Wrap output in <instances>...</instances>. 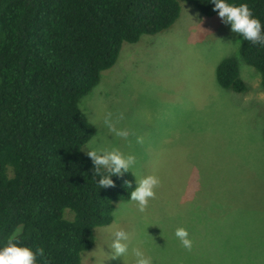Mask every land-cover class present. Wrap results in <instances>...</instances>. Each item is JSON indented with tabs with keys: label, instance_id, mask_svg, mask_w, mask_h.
Returning <instances> with one entry per match:
<instances>
[{
	"label": "rangeland",
	"instance_id": "1",
	"mask_svg": "<svg viewBox=\"0 0 264 264\" xmlns=\"http://www.w3.org/2000/svg\"><path fill=\"white\" fill-rule=\"evenodd\" d=\"M241 39L218 13L180 1L171 26L123 42L115 63L80 99L94 126L82 148L133 154L136 181L160 180L145 211L131 199L115 203L80 264H135L133 248L152 264H264V89L259 72L239 57ZM229 56L238 59L243 92L216 80V66ZM108 113L115 128L135 135L110 132ZM178 228L188 231L191 251ZM119 229L129 235V252L111 259Z\"/></svg>",
	"mask_w": 264,
	"mask_h": 264
},
{
	"label": "trees",
	"instance_id": "2",
	"mask_svg": "<svg viewBox=\"0 0 264 264\" xmlns=\"http://www.w3.org/2000/svg\"><path fill=\"white\" fill-rule=\"evenodd\" d=\"M180 1L218 13L211 0H0V250L19 228L20 246L44 249L37 264H80L94 229L111 222L116 202L130 199L131 171L99 188L81 149L94 126L79 101L123 42L171 26ZM225 2L247 4L264 35V0ZM241 38L239 57L264 89V46ZM215 77L222 88L246 89L235 56L218 63Z\"/></svg>",
	"mask_w": 264,
	"mask_h": 264
},
{
	"label": "clouds",
	"instance_id": "3",
	"mask_svg": "<svg viewBox=\"0 0 264 264\" xmlns=\"http://www.w3.org/2000/svg\"><path fill=\"white\" fill-rule=\"evenodd\" d=\"M214 4V11L218 12L219 17L225 24H231V31L242 35L243 39L253 44L264 46V35H262V25L258 18L253 17L252 10L247 4L230 5L225 0H211ZM111 113L105 116L104 123L109 131L115 136L128 139L134 132L127 129H117L111 122ZM123 119V114H121ZM137 143H143V138L137 136ZM131 144V142H129ZM87 155L93 162V174L99 176V188L115 187L114 181L111 179L113 175L123 176L130 172V169L136 163V157L133 154L125 155L119 149L97 150L89 145L84 148ZM107 173V174H105ZM128 188H132L129 181H125ZM160 180L157 176L148 175L136 181V187L130 193V199L137 202L139 211L143 212L148 206L150 199L155 198V189L159 186ZM21 229H16L8 238V244L3 250H0V264H37V256H44V249L37 248L33 251L30 247L20 246ZM176 237L181 241L182 246L188 251L192 250L193 241L189 237V233L184 228H178L175 232ZM113 240L110 245L112 249L110 258L117 259L125 257L128 252L129 235L122 229L113 233ZM132 255L135 257V264H152L150 257H146L139 248L132 249ZM47 264V261H45Z\"/></svg>",
	"mask_w": 264,
	"mask_h": 264
}]
</instances>
